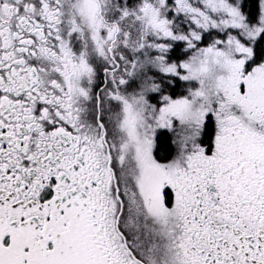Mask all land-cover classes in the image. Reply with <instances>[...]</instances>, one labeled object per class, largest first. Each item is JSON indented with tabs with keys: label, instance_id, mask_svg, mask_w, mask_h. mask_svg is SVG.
<instances>
[{
	"label": "snow or ice",
	"instance_id": "1",
	"mask_svg": "<svg viewBox=\"0 0 264 264\" xmlns=\"http://www.w3.org/2000/svg\"><path fill=\"white\" fill-rule=\"evenodd\" d=\"M0 264H264V0H0Z\"/></svg>",
	"mask_w": 264,
	"mask_h": 264
}]
</instances>
